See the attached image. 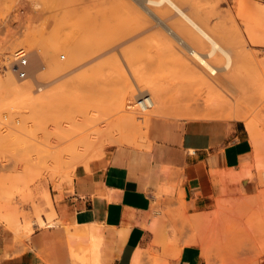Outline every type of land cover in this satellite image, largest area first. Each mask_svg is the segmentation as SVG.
Here are the masks:
<instances>
[{"label":"rangeland","instance_id":"obj_1","mask_svg":"<svg viewBox=\"0 0 264 264\" xmlns=\"http://www.w3.org/2000/svg\"><path fill=\"white\" fill-rule=\"evenodd\" d=\"M208 1L211 0L203 1L204 7L213 5L216 10L213 13H216L212 15L214 18L204 15L203 21L210 17V21L208 17L204 24L218 34L221 44L235 57L234 61L239 57L234 62L236 69L229 71L223 64L219 65L218 88L200 91L195 88L197 83L194 86L189 83L191 80L195 83L191 76L182 75L185 73L180 66L183 60L176 58L182 53L174 52L178 46L176 48L173 39H169L170 44L167 33L125 27L126 21L137 22L136 14L124 13L107 18L99 15L90 17L84 12L75 17L61 13L56 0H0V222L16 234L18 241L31 235L35 222L44 226L41 224L43 216H55L53 191L59 193L63 185L73 184L81 171L91 174L110 160L115 149H146L125 140L128 128L127 136L144 135L151 144L154 143L156 122L183 123L189 118L234 121L236 119L225 116L205 117L213 107L211 104L226 99L224 108L245 114L255 123L256 138L264 137V111L263 108L258 109L264 100V2L213 0L212 4ZM76 4L87 8L104 6V2L99 0H80ZM80 20H83L82 24L78 23ZM212 27H215V32ZM23 35L30 37V41L19 43L11 51V42ZM36 45L44 54L67 45L70 50L78 49L81 55L76 68H71L63 76L58 74L59 78L52 72V58H49L51 63L46 60L45 68L39 73L54 82L47 84L46 90L52 97L46 106H39L40 83H34L33 73L29 72V77L23 81L33 82L31 93L34 99H30L31 94L13 97L6 83L7 72L11 69L9 64L15 62L14 53L25 49L32 56ZM61 54L67 55L65 51H60L58 56ZM185 80L187 85L182 82ZM156 81L171 87L167 93L169 104L166 113L152 117L154 119L148 124L141 118L136 119L142 127L138 131L134 126L123 127L120 131L116 129L121 127L117 126L118 120L124 115L119 113L122 111L119 104L126 99L125 103L128 101L127 104L132 105L134 102L135 105V87ZM60 85L65 86L64 90L62 87L59 89ZM224 91L228 96L222 98ZM193 111L196 113L190 114ZM62 136L70 138L69 141L66 142ZM58 151L65 156L60 159ZM154 213L159 218L164 216L159 208H155ZM183 216L177 215L175 222L182 223ZM225 217L215 226L194 225L189 228L183 223L169 230L177 239L189 236L185 245L193 238L205 239L211 247L212 258L207 264H246L252 251L264 252V227L260 225L264 212L232 210Z\"/></svg>","mask_w":264,"mask_h":264},{"label":"crops","instance_id":"obj_2","mask_svg":"<svg viewBox=\"0 0 264 264\" xmlns=\"http://www.w3.org/2000/svg\"><path fill=\"white\" fill-rule=\"evenodd\" d=\"M217 120L156 122L146 149H115L53 191L55 216L35 222L28 238L18 241L0 222V264L211 263L205 239L185 245L189 236L169 228L215 226L232 210L264 212V137L240 120ZM246 264H264V252L252 251Z\"/></svg>","mask_w":264,"mask_h":264},{"label":"bare ground","instance_id":"obj_3","mask_svg":"<svg viewBox=\"0 0 264 264\" xmlns=\"http://www.w3.org/2000/svg\"><path fill=\"white\" fill-rule=\"evenodd\" d=\"M56 1L58 2L57 4H59V8L62 11L61 13L65 14V15L67 14V16L68 15L69 16L74 15L76 17V16L85 12V14L89 15L90 17L99 15V16H103V17L105 16L107 18H109L108 16H111V18H115L116 16L118 17L120 15H123L124 13L125 14L131 13V15L133 13L134 15L135 14L137 15L138 19H136V17H135L137 22H134L135 20H132L133 22L126 21L125 22L126 25L123 23L126 28H133V27L137 28L138 27L139 29L144 28L146 30L156 29L157 32H159V30H161V31L163 30L165 32V34L167 33L166 35L168 37H170L168 39L166 38L169 42L171 39H173L172 41L176 42L175 45H176V48L178 46V48H177L178 50H176V48H175L176 51H174V52L180 51L179 53L183 54V55L181 54L182 56L180 55V57H176L179 54V53H177L175 56L176 58H178V60H179V58H180V61L183 60L182 65H180L181 64L180 62H178V63H180L179 65L181 66L183 71L186 73V74L182 73V71H181L182 75L184 74L186 76L188 74L189 77L191 76L192 78L190 77V79H194L195 83H194V81L192 82V80L189 83L193 84V86L197 83L198 85L196 84V87H195L197 90L202 91V90L207 89V91H208V90L216 89V87L217 88L219 87V84H220L219 83V71H220V67H221V66L219 67V65L223 64L224 68L226 70H229V71H230V69H236V66H235L236 63H234V62H236V60L239 56H237V58L234 61L233 58H235V57H232L231 52L221 44V42H220L221 40L217 36L218 34L216 35V32H215L216 30L214 29L215 27H212V30L214 29V32H215V33H213V31H211L209 28H207L206 25L204 24L205 20H208L209 16L211 17L214 13H216V12L213 13V11H216V10L214 9L215 6L211 5V3H210L211 7L210 6H209V8L204 7L205 5L203 4V1H206V0H99V1L104 2V6L100 5V6L90 7V8L81 7V6L77 5L76 2H78L80 0H56ZM208 2H212V4H213V0L208 1ZM40 6L41 5H39L38 7H40ZM204 15H209V16H207L206 19L203 21L202 17L205 18ZM210 17H209V21H210ZM82 21L83 20H80V21H78V23L82 24ZM226 22H228V21H226ZM134 23H136V24H134ZM208 23H210V22H208ZM25 37H26V35L25 36L23 35L22 38L21 37L18 39L16 38V40H14V43L12 41L11 46H10L11 51L13 48L16 49L17 46H19L18 45L19 43L24 44L25 42L30 41L29 40L30 37L29 38H25ZM221 39H222V37H221ZM168 41H166V42H168ZM34 44H37V43H34ZM170 44H171V42H170ZM68 46H70V45H68ZM168 46H169V44H168ZM36 47H37V45H36ZM34 48H35V45H34ZM37 48L32 50L34 53L32 54V56H30L31 57L30 58L31 59V62H30L31 65L29 64V66L27 67V70H28V72L33 73V76L35 77L34 83H40L38 86L39 96L37 95L39 97V106H46L49 103L50 97H52V96H50L52 94L46 89L48 88L47 86L49 85L50 81L53 82V80L49 81L48 78H45V77L43 78L39 73L41 69L45 68L44 64H45L46 60L49 58L50 59L52 58V64H53V69H54V70L52 69L53 70L52 72H54V75H56L57 78H59L58 74H61L60 76H63L62 74H64V75L68 74L67 72H69V70H72L71 68H73V67L76 68L75 65L77 66V64L80 62V56L81 55L79 54L78 49H77L78 51L76 49H73V48H71V50H70L69 49L70 47L68 48L67 45L66 46L62 45L61 48H58L55 52H52L50 54H47L48 51H45V49H44V51H45V54H44L43 51H40V47L38 49ZM41 50H42V47H41ZM60 51H65L67 53V55L61 54L58 56ZM172 54H174V53H172ZM30 55H31V53H30ZM181 58H184V59H181ZM50 59H49V62L51 63ZM9 65H10V68L12 70L9 69L10 71L7 72L6 83H8L9 87L7 89L10 90L11 95L13 97H17V96H22V95L25 96L24 94H26V95L31 94V96L30 95H28V96H30V99H34L35 97L33 96L34 97L33 98L32 97L33 93H31L32 89H33V82L28 81V80L27 81H23V80L21 81L18 78V76L15 75L13 62ZM234 66H235V68H234ZM258 67H259V65H258ZM229 71L227 73H229ZM70 72H72V71H70ZM181 73H180V75H181ZM50 74H52V73H50ZM237 75H238V73H237ZM49 76H51V75H49ZM0 80H2V79H0ZM186 80L182 81V82H183V84L187 85ZM136 82H137V80H136ZM69 83H70V81H69ZM154 83L149 84V85L146 84L147 86L142 85L143 87L142 86L139 87V85H137L135 87V91H134V89L131 90V92L134 91L136 93L135 105H133L134 102L132 103V105H128L127 104L128 101L125 103L126 99H125V101H123L122 104H119L120 108L122 110V111L120 110L121 112H119V113H124V115L123 114H122L123 116L120 115L121 117L119 119H121V120H118L119 125H117V126H121V127H118L116 129H118L120 131V129H122L123 127L125 129L127 126H134L135 129H137V131H138V130H141L142 127H141V123H139L140 121H136V119L141 118L144 120L143 123L148 124L151 121L152 117H159V116L166 113V111H167L166 107L169 104V101L167 100L168 99L167 93L170 92L171 87L169 86V84H167V85H165V84L160 85L159 83L157 84V81L155 84ZM3 84H5V83H3ZM71 85H72V81H71ZM63 86L64 85H62V86L60 85L59 89H61V87H62V90H64ZM197 86H200V88ZM185 88H187V87H185ZM173 90H175V89H173ZM61 92L62 91L60 90V93ZM28 96H27V98H28ZM227 96H228V94L225 91H224L223 95H221L222 98H225ZM191 100H193V99H191ZM225 102H226V99L222 100V102H220V100H219V103L211 104V106H213V107L210 108L208 113H206L205 117L206 118H217V117L220 118V117L225 116L228 118L240 120V121L244 122L246 124L248 130L251 133H253L254 129H255V123L240 111L230 110V109L224 108ZM261 108H263V111H264V100H261V103H260V106L258 109L261 110ZM169 110H170V108H169ZM195 113L193 111L190 114L194 115ZM137 114H138V116H137ZM117 115H119V114H117ZM195 120H204V119L189 118L187 121H195ZM219 120H221V119H219ZM219 120H217V121H219ZM128 129L125 130V134H124L125 136L123 135L125 140L129 144L131 143V144H135L136 146H139V147H146V144H148L147 143V137L144 135H139L138 137L137 136L135 137V136H133L134 134L132 136H129V135L127 136L126 132L127 131L129 132ZM122 131H124V130H122ZM64 134H66V133H64ZM68 135H70V134H68ZM91 135L93 136V134H90V138L92 137ZM60 136L57 138H60ZM82 136H84V135H82ZM77 137H76L77 140H75V138H74L75 143H77V141H79ZM85 137H87V136H85ZM85 137H84V139H86ZM95 137H97V136L95 135ZM90 138H87V139H90ZM62 139H66V142H67V140L69 141L70 138L69 139L63 138V136H62ZM91 139H93V138H91ZM74 140H73V142H74ZM59 142H61V141H59ZM73 142H71L72 145H73ZM62 143H63V141H62ZM121 145H123V144H121ZM120 147H122V146H120ZM55 148H56V146H55ZM59 153L62 155V152H59ZM51 155H52V153H51ZM61 155H60V159H61V157L65 156V154H64V156L63 155L61 156ZM55 156H57V155H55ZM226 201H227L226 199L220 200V202H226ZM41 224L46 225L47 222L42 221ZM93 250H95V248ZM96 262H98V261L96 260Z\"/></svg>","mask_w":264,"mask_h":264},{"label":"built area","instance_id":"obj_4","mask_svg":"<svg viewBox=\"0 0 264 264\" xmlns=\"http://www.w3.org/2000/svg\"><path fill=\"white\" fill-rule=\"evenodd\" d=\"M14 70L16 75L21 80H26L29 77L27 67L30 64V54L25 49H19L14 53Z\"/></svg>","mask_w":264,"mask_h":264}]
</instances>
